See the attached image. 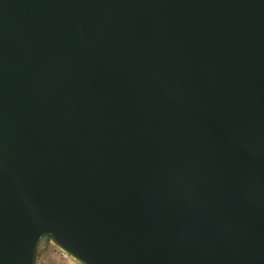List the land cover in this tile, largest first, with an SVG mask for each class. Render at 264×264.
I'll use <instances>...</instances> for the list:
<instances>
[{"label": "water", "instance_id": "95a60500", "mask_svg": "<svg viewBox=\"0 0 264 264\" xmlns=\"http://www.w3.org/2000/svg\"><path fill=\"white\" fill-rule=\"evenodd\" d=\"M264 264V0H0V264Z\"/></svg>", "mask_w": 264, "mask_h": 264}, {"label": "rangeland", "instance_id": "374dc122", "mask_svg": "<svg viewBox=\"0 0 264 264\" xmlns=\"http://www.w3.org/2000/svg\"><path fill=\"white\" fill-rule=\"evenodd\" d=\"M36 264H79L71 257L65 258L63 252L51 243L50 238L44 237L38 246Z\"/></svg>", "mask_w": 264, "mask_h": 264}, {"label": "trees", "instance_id": "16d2710c", "mask_svg": "<svg viewBox=\"0 0 264 264\" xmlns=\"http://www.w3.org/2000/svg\"><path fill=\"white\" fill-rule=\"evenodd\" d=\"M44 237H48V238H50L49 235H46V236H44ZM44 237H43V238H44ZM38 246H39V245H38ZM37 256H38V247H37V249H36V253H35V264H36Z\"/></svg>", "mask_w": 264, "mask_h": 264}, {"label": "built area", "instance_id": "2783aa9c", "mask_svg": "<svg viewBox=\"0 0 264 264\" xmlns=\"http://www.w3.org/2000/svg\"><path fill=\"white\" fill-rule=\"evenodd\" d=\"M63 252V251H62ZM65 258H69L70 256L63 252Z\"/></svg>", "mask_w": 264, "mask_h": 264}]
</instances>
